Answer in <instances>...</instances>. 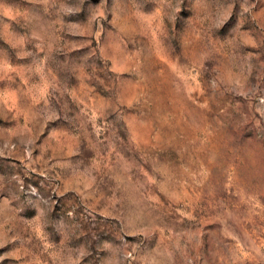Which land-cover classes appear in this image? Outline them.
Returning <instances> with one entry per match:
<instances>
[{
	"label": "rangeland",
	"instance_id": "374dc122",
	"mask_svg": "<svg viewBox=\"0 0 264 264\" xmlns=\"http://www.w3.org/2000/svg\"><path fill=\"white\" fill-rule=\"evenodd\" d=\"M0 264H264V0H0Z\"/></svg>",
	"mask_w": 264,
	"mask_h": 264
}]
</instances>
